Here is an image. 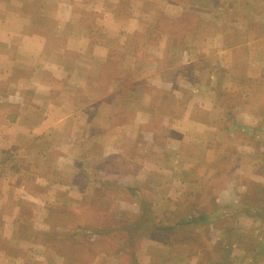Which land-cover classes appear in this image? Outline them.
Wrapping results in <instances>:
<instances>
[{
  "label": "crops",
  "instance_id": "crops-1",
  "mask_svg": "<svg viewBox=\"0 0 264 264\" xmlns=\"http://www.w3.org/2000/svg\"><path fill=\"white\" fill-rule=\"evenodd\" d=\"M152 1L0 0V264H73L72 249L52 253L47 247L55 225L46 210L55 199L54 208L63 209L81 198L71 180L77 183L72 172L80 173L87 150L96 148L90 157L102 168L88 185L98 186L109 177L104 163L123 156L128 138L161 124L168 142V121L180 106L175 98H182L178 89L186 83L168 75L171 56L182 55L184 67L192 61H186L188 47L218 59L228 44H239L237 38L225 42L222 28L213 36L198 31L192 39L194 30L175 34L159 22L172 4L154 13ZM144 66L151 68L142 73ZM47 170L53 172L48 182ZM51 182L68 187V196L51 194ZM72 228L61 234L68 238L63 249L80 232ZM150 263L148 250L138 255L137 264Z\"/></svg>",
  "mask_w": 264,
  "mask_h": 264
},
{
  "label": "rangeland",
  "instance_id": "rangeland-1",
  "mask_svg": "<svg viewBox=\"0 0 264 264\" xmlns=\"http://www.w3.org/2000/svg\"><path fill=\"white\" fill-rule=\"evenodd\" d=\"M240 1L150 3L154 13L162 10L165 2L167 6L172 4L165 14L161 13L159 22L166 23L175 34L194 30L189 33L192 39L198 31L213 36L222 28L226 31L225 42L237 38L239 44L234 48L228 44L226 49H230L218 59L216 54L203 55L188 47L186 61H192L184 67L182 55L171 56L168 75H181L186 82L178 89L182 98H175L180 106L175 108L178 115L172 118L178 121H168L172 130L168 134L172 136L165 142L167 131L157 124L144 130V136L128 138L121 144L123 156L117 154L104 161L103 171L109 177L98 186L88 185L94 176L91 173L102 168L90 157L96 148L87 150L83 161H79L80 173L76 169L72 172V179L78 176L77 183L71 180L76 184L73 190L81 198L62 210L54 208L56 199L47 207V218L52 212L55 218L53 242L47 244L52 253L73 247L83 250L88 239L89 252L69 259L71 263L84 260L100 264L103 256L110 255L106 264H137L138 255L148 250L150 264H264V0ZM249 22L256 23V28ZM143 26L147 32L150 25L146 22ZM132 62L127 60L129 65ZM150 68L144 66L142 73ZM141 86L139 83L137 88ZM196 93L199 98H193ZM164 100H159L157 106ZM46 176L51 178L53 172L47 170ZM53 182L50 186L55 191L51 189V194L68 196V187L53 186ZM197 211L206 216L195 223L178 224ZM56 215H60L57 222ZM107 215L122 229H132L136 222L149 224L130 248L124 245L115 250L125 242L122 230L97 241L96 236L82 229ZM153 222L162 229H153ZM77 224L80 232L76 240L63 249L62 242L68 238L61 234ZM127 249L132 251L130 256Z\"/></svg>",
  "mask_w": 264,
  "mask_h": 264
},
{
  "label": "trees",
  "instance_id": "trees-1",
  "mask_svg": "<svg viewBox=\"0 0 264 264\" xmlns=\"http://www.w3.org/2000/svg\"><path fill=\"white\" fill-rule=\"evenodd\" d=\"M55 209L60 210V207H56ZM51 212L52 211H50L49 213H51ZM66 216H70V215L68 214ZM205 216H206L205 214L199 215V211H197L194 215L190 214L187 217V219L184 218L183 220H179L178 224H180V223H182V224L195 223V222H198V221L202 220ZM49 218L52 219L51 221H54L55 218H54L53 212H52V214H48V219ZM59 218H60V215H58V216L56 215L57 221L60 220ZM66 218H68V217H66ZM112 220H113V218L111 219L109 217V215H107L104 220H99L98 219L99 223L98 222L97 223L99 225L96 222H93V225H91V226L87 225L86 228H82V229H87V231H88L87 233L91 234L90 236H92V235L96 236L98 238V239L95 238L97 241H100L102 239V237L107 236L110 233H116L117 234L118 231L122 230L121 232L124 233L123 238H124L125 242L119 248L115 247V250H119L124 245H127V247L130 248L132 246L134 238L139 234L140 231L143 232V229L146 228L145 225L149 224V223L141 224L142 222H136L135 224L132 225V227H133L132 229L131 228H129V229L128 228H125V229L123 228L122 229V227L120 225H116L115 220H114V222ZM49 221H50V219H49ZM156 224H159V223H151L150 226L154 225L153 229H154V227L158 228V229H162L161 225L160 226H155ZM78 226H79L78 224L75 225V228H78ZM89 243H90L89 240L86 239V246L85 245L83 246V248L85 250L84 249L82 250L81 248H77V247H73L72 248V250L75 251V253H78L77 254L78 258H79V256L81 257L84 252L85 253L89 252L88 250H90V247H91V245ZM131 254H132V251L128 250V255L130 256ZM75 264H84V260H79L78 263H75Z\"/></svg>",
  "mask_w": 264,
  "mask_h": 264
},
{
  "label": "bare ground",
  "instance_id": "bare-ground-1",
  "mask_svg": "<svg viewBox=\"0 0 264 264\" xmlns=\"http://www.w3.org/2000/svg\"><path fill=\"white\" fill-rule=\"evenodd\" d=\"M220 135H221V133H220ZM218 142V141H217Z\"/></svg>",
  "mask_w": 264,
  "mask_h": 264
}]
</instances>
